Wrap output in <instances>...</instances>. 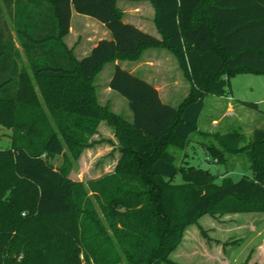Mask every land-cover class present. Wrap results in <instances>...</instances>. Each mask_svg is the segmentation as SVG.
<instances>
[{"label": "trees", "instance_id": "trees-1", "mask_svg": "<svg viewBox=\"0 0 264 264\" xmlns=\"http://www.w3.org/2000/svg\"><path fill=\"white\" fill-rule=\"evenodd\" d=\"M0 1L7 10L14 4L13 29L30 70L0 8V129L10 131L9 147L0 149V264H177L169 254L203 215L264 213V129L242 146L235 132L212 135L217 146L201 143L210 163L244 153L250 174L237 181L216 184L214 174L184 159L174 172L181 183L155 170L189 145L175 131L187 106L203 93L226 96L236 74L264 76V0H145L160 39L124 23L117 0ZM71 10L111 37L81 59L62 41ZM150 48L175 56L199 91L171 107L115 65L108 88L126 101L130 117L100 105L94 81L102 67L137 61ZM100 123L116 142L110 172L82 183L68 177L70 163L50 164L65 149L76 161L100 142L91 140Z\"/></svg>", "mask_w": 264, "mask_h": 264}, {"label": "rangeland", "instance_id": "rangeland-1", "mask_svg": "<svg viewBox=\"0 0 264 264\" xmlns=\"http://www.w3.org/2000/svg\"><path fill=\"white\" fill-rule=\"evenodd\" d=\"M81 17L92 20L85 16ZM85 19L82 21L85 22ZM83 31L90 33L94 32V29L87 27L83 28ZM166 52L170 62L173 63V67L179 71V99L177 98L175 102V107H177L189 97L191 91L197 92L199 89H194L191 86L175 56L168 51ZM108 68L106 67L98 73L94 81L96 89H98V96L102 101L106 97L102 89L105 86V73ZM228 86L230 89L229 96L233 100L255 102L256 108L235 102L229 104L228 101H225V103L222 96L209 93L201 94L200 97L204 96L205 104L198 114V119L200 118L198 126L193 131L186 128L180 129L184 132L189 131L185 135L189 139V145L183 153L172 151L175 156L172 165L158 162L155 166L157 172L163 173L161 169L165 168L167 174L164 172V177L172 176L173 183H181L180 176L174 172L181 160L184 159L188 165L199 167L214 174L216 184H219L223 178L237 181L243 174H250L244 153H225L222 163H218L217 159L210 163V158L207 157L201 147V143L217 146L212 135H224L230 132L239 133L243 136V141L238 144V146H242L249 141L254 130L264 129V76L254 73H239L228 79ZM124 102L126 101L124 100ZM126 108L121 103L114 101L111 111L126 116L125 118L128 119L130 112ZM212 121H216L217 125H210ZM9 136L10 131L0 129V149L9 147ZM91 140L100 142L91 148L84 149L76 161L72 162L70 158L68 159L69 153L65 149V154L50 159V164L57 168L67 166L70 163L68 177L73 181L82 183L110 172L118 157L116 142L111 129L106 124L100 123L97 133L91 137ZM259 218H264V215L260 213H238L223 214L212 218L205 214L196 223L186 227L181 242L169 254L168 259L177 264H222L219 261H222L225 255H229V264H243L247 258L256 264H263L262 251L264 246L260 244L264 241V219L259 220ZM199 228L206 232L207 237L221 240L217 243L219 245L216 246L214 240L205 239ZM257 231L260 234H257ZM154 264L165 263L155 262Z\"/></svg>", "mask_w": 264, "mask_h": 264}, {"label": "crops", "instance_id": "crops-1", "mask_svg": "<svg viewBox=\"0 0 264 264\" xmlns=\"http://www.w3.org/2000/svg\"><path fill=\"white\" fill-rule=\"evenodd\" d=\"M13 5L14 4L12 3L10 9L7 10L6 8H4L2 2L0 1V8L2 11L3 20L6 23L7 29L12 37L14 47L17 49L20 55L21 62L26 67V70L30 75V70L28 68L26 58L22 52V49L20 48V45L16 39L13 29V23H12L13 12H14ZM116 6L118 10L122 13V21L124 23L131 24L136 28H138L139 30L157 39H160V35L158 34L152 22L154 11L151 5L149 4V2L145 0H140V1L117 0ZM81 16L83 15H79L75 13L73 10H71L68 34L62 40L65 47L71 50L73 56L76 59H81L86 55H88L98 41L110 40L111 38L109 32L102 24H100L99 22H97L92 18L91 19L94 20L95 22L89 23L87 21H92V20L89 19L86 20ZM82 19H85L86 21L84 22L82 21ZM87 27L93 28L94 32L89 33L83 31V28H87ZM115 65H118L121 69L126 70L132 75L152 85L157 91L158 96L162 103L169 105L171 107H175V102L177 98L179 99V95H178V91L180 88L179 71L175 69V67H173V63L170 62L168 53L166 51L160 49H152V48L144 50L137 61L134 62L114 61L112 63L105 64L102 67L100 72H102L103 69H105L106 67L109 68L105 73L106 82L104 88L102 89V92L106 96L103 101L98 96L97 93L98 89H96L97 98L100 105H107L112 110L113 102L115 101L124 105L125 108L127 107L126 102H124V99L108 88V83L113 73V69ZM229 92L230 89L228 86V94L226 96H222L224 102L228 101L229 104H231V102H235L240 105H244V102H248L239 99L233 100L229 96ZM174 96L176 97L174 98ZM249 103L255 104V108H256L255 102H249ZM204 104H205L204 96H202L199 99H197L196 102L188 106L183 111L181 115L182 123L179 124L175 130L177 134L187 138L185 135L189 133V131L184 132V130L180 131V129L186 128L193 131L194 128L198 126V122L200 120V118L198 119V114L204 108ZM128 117H130V115ZM210 125L216 126L217 123L216 121H212ZM161 170L163 173L165 172L164 174H167L166 173L167 170H165V168H162ZM163 173L160 174L163 175ZM260 214L264 215V213H260ZM262 219L264 218H259V220ZM257 234H260V232L257 231ZM210 240L217 241L215 242L216 246L219 245L217 243L221 241L219 239H214V238H210ZM260 245L264 246V241ZM219 262L222 264H229V255H225L222 261L220 260Z\"/></svg>", "mask_w": 264, "mask_h": 264}]
</instances>
